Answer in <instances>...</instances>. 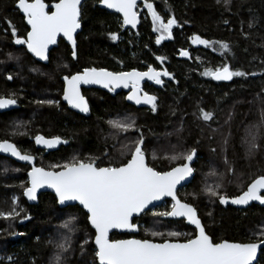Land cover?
<instances>
[{
  "label": "trees",
  "instance_id": "1",
  "mask_svg": "<svg viewBox=\"0 0 264 264\" xmlns=\"http://www.w3.org/2000/svg\"><path fill=\"white\" fill-rule=\"evenodd\" d=\"M44 1L47 4L56 2ZM150 2L162 16L174 14L182 24V27L173 29L172 39L164 40L160 45L155 43L157 34L152 31L150 16L142 14L138 32H133L122 27L119 15L101 9L98 0H85L81 17L83 30L77 36V59H72L70 47L61 40L59 47L52 52L49 64L44 65L11 42V36L5 33L8 28L6 21H11L19 33H24L28 27L16 8V0H0V61H3L0 63V94L16 93L19 105L17 110L0 114V138L5 133V125L13 128L17 124L23 125L20 128L28 131L25 132L30 134L31 140L26 139L22 144L18 137L13 136L12 139L29 149L40 167L49 168L73 157L93 158L98 163H107L110 158L111 162L119 163L127 158L128 146L136 133L118 132L107 121L130 114L144 132L148 162L158 169L180 162L166 158L174 152L197 149L199 159L193 165L195 177L187 187L179 190V195L196 204L206 231L214 241L254 239L252 233L264 224V208L257 205L247 209L225 208L201 190L205 184L216 182V177L209 175L213 168L218 173L226 171L225 152L222 151L225 139L226 155L233 163L236 175H225L222 191L238 195L246 190L251 179L264 173V139L259 141L260 150L251 158H246L247 145L242 142L247 128L261 120V111L264 110V0H232L230 11L225 10L222 3L217 4L216 0ZM113 32L119 36L115 41L109 35ZM194 33L206 39L228 42L234 56L226 58L218 51L192 45L189 37ZM182 48L190 51L192 59L179 55ZM9 53L12 54L11 59ZM157 56L166 59L161 62ZM226 59L232 68L255 72L256 75L234 77L228 84L216 83L211 77L201 75L205 66H219ZM63 64L68 68H57ZM149 65L165 68L174 77L169 79L164 90L157 92L155 113L150 109L130 107L123 98H114L96 89L84 91L91 104L90 117L70 111L61 101V77L64 74L84 67L119 72L146 70ZM9 73L13 75L11 81L6 79ZM41 99H58L61 102L59 107L36 103ZM198 108L213 111L215 122L200 119ZM35 134L61 136L68 143L60 144L54 152L45 153L35 145L32 138ZM105 151L108 157L104 156ZM15 168L21 171H13ZM28 170L27 165L0 156V208L7 210L15 194L20 196L21 204L31 217L23 222L0 219V257H13L12 264H32L33 260L35 264H53L55 242L61 234H67L61 225L66 219L75 217L73 226L76 230L71 234V249L64 254L63 264H95L94 231L85 212L78 206L59 208L55 196L50 193L41 194L38 205H29L19 187L22 181L27 180ZM193 193L200 195L193 199ZM170 205L171 202L167 201L159 206V210ZM158 219L148 215L140 220V232L136 237L159 242L164 238L183 241L195 235V229L186 222L154 223ZM152 231L165 234L179 231L186 235L153 237ZM13 232L17 235H12ZM130 237L114 234L112 238ZM86 238L89 243L84 245L82 254L81 244ZM0 264H8V261L0 260Z\"/></svg>",
  "mask_w": 264,
  "mask_h": 264
},
{
  "label": "snow or ice",
  "instance_id": "2",
  "mask_svg": "<svg viewBox=\"0 0 264 264\" xmlns=\"http://www.w3.org/2000/svg\"><path fill=\"white\" fill-rule=\"evenodd\" d=\"M99 4L108 9L115 10L122 17L121 25L136 28L140 16L141 5L137 0H98ZM217 4H223L225 10L230 11L232 0H216ZM16 7L22 11L29 30L19 33L18 29L6 21L8 28L5 33L11 36V42L20 46V50L26 51L39 61H49L58 37H63L71 45V57L77 59V30L81 28L82 0H56L51 6L44 0H16ZM142 8L146 9L145 16L151 17L152 31L156 33L155 43L160 45L164 40L173 38V29L182 27V24L173 15L162 16L150 0H142ZM184 23H188L184 21ZM228 23L227 20L224 21ZM252 27V23H249ZM110 38L115 41L118 34L109 33ZM247 38V34H245ZM192 45L210 48L219 52L221 56H234L230 44L221 40H210L198 33L189 37ZM179 55L186 59H192L190 51L186 48L179 50ZM9 59L12 54H8ZM18 60L19 57L17 56ZM158 61L163 62L164 56H157ZM197 60L200 57H196ZM3 63V61H0ZM264 63V61H262ZM68 68L67 64L57 65V68ZM36 71L37 69H32ZM201 75L211 77L215 81H232L234 77L255 76V72H247L234 69L230 63H221L219 66L204 67ZM163 77L174 79L165 68L148 66L146 71L132 69L130 71H109L106 68L84 67L74 73L69 72L61 77L63 88L61 98L71 108L78 109L81 113H89L88 100L81 91L82 85H100L108 91L113 92L119 88L130 89L126 99L135 105H149L150 111L156 112L158 108V97L149 94L142 88L145 80L154 81L155 84L163 86ZM6 79L11 81L12 74H7ZM58 99H41L38 104H47L59 107ZM17 105L16 93L9 92L0 94V109H6ZM199 118L204 122L214 121V112L198 108ZM107 123L118 132L136 133L131 139L126 154V159L119 163L97 162L93 158H75L51 165L49 168L37 167L35 155L29 149L13 142L8 138L0 139V153L10 154L11 157L31 165L27 171V180L19 185L23 197L28 201L37 199V191L41 188L54 190L57 202L64 207H73L71 202H78L83 210L90 227L94 229L95 264H261L264 260V224L252 233L253 238L247 241L237 242L227 239L214 241L206 231L205 225L198 213L195 203L182 199L179 188L184 182H191L196 171L193 166L194 160H198L197 149L190 148L174 152L166 157L170 161H180L166 169H158L148 162L145 136L141 127L137 125L136 119L130 114L123 118L109 119ZM23 125L17 124L19 129ZM210 126V125H209ZM215 131V129H213ZM27 135V133L13 132L12 135ZM34 143L44 149H52L68 141L61 136L46 137L35 134ZM264 139V110L261 111V120L250 125L246 130V136L242 142L247 145L246 158L253 157L260 150L259 141ZM225 152L224 163L226 171L218 173L213 168L209 175L216 177L212 185L205 184L201 190L214 202L221 205L229 203L233 205H248L250 202L258 201L264 204V173L251 179L238 195H228L224 188L225 175H236V169L226 155L227 139L224 141ZM215 151V149H212ZM108 157V152H104ZM155 157V154H153ZM7 171V169H5ZM13 171L19 172L20 168ZM179 186V187H178ZM200 193H193L195 199ZM165 197L171 198V205L159 210L157 201ZM151 215L159 218L154 223L167 221L187 222L195 226V235L183 241L164 238L159 242L152 239H114L115 231L135 233L141 225L139 221ZM210 215V214H209ZM30 215L20 202V196L13 194L11 204L7 210L0 208V219L20 222L30 219ZM75 217L66 219L61 227L67 230V234H61L55 242V253L53 264H63L64 254L71 249V234L76 230ZM12 235H17L13 232ZM23 235V233H19ZM186 235L179 231H152L153 237H180ZM52 241H50L51 243ZM86 238L81 244V252L85 251L84 245L88 244ZM12 264L13 257H0ZM32 264H35L33 260Z\"/></svg>",
  "mask_w": 264,
  "mask_h": 264
},
{
  "label": "water",
  "instance_id": "3",
  "mask_svg": "<svg viewBox=\"0 0 264 264\" xmlns=\"http://www.w3.org/2000/svg\"><path fill=\"white\" fill-rule=\"evenodd\" d=\"M141 1H142V0H137L138 5L141 3ZM44 2H45V1H44ZM84 2H85V0H82V6H83ZM45 3H46V2H45ZM46 4H47V3H46ZM48 5L51 6V4H48ZM99 7H100L101 9H103V10H106V11H108V12H110V13H113V14L119 15V16L121 17V15H120L119 13H116L115 10H113V9H108V8H106L105 6L101 5V4H99ZM16 8H17V7H16ZM17 10H18V9H17ZM18 11L20 12V14L22 15V17L24 18L26 26L28 27V29H30V26L27 25V23H26V19H25V17H24V14L22 13V11H20V10H18ZM121 19H122V17H121ZM140 24H141V16H140V19H139V22H138L136 28H132L131 26H124V28H125V29H130V30L133 31V32H138V29H139V27H140ZM82 30H83V25H82V23H81V28L77 30L76 40H77V36L82 32ZM60 40H63V41H64V42L70 47V49H71V45H70L69 42H68L66 39H64L63 37H58L57 45H54V46H51V47L54 48V49L58 48V47H59V42H60ZM28 54H29V53H28ZM29 55L31 56V54H29ZM31 57H32V56H31ZM32 58L35 59L37 62L42 63V64H44V65H47V64H49V62H50V60L45 62V61H39L37 58H34V57H32ZM109 71H110V70H109ZM138 71H139V70H138ZM167 71H168V70H167ZM168 72H169V71H168ZM169 73H170V72H169ZM163 79H168V77H163ZM233 79H234V78H233ZM61 81H62V80H61ZM213 81L216 82V83L228 84V83H231L233 80H232V81H215V80H213ZM143 82L155 83L154 81H148V80H145V81H143ZM143 82H142V85H143ZM156 85H157V84H156ZM163 85H164V84H163ZM158 86H159V87H163V86H161V85H158ZM92 89L101 90V91H106V92H109V93L112 94V95H116L117 93L121 92L122 90H124L125 92H128V91H129V89L119 88V89H116V90L113 91V92H110V91H108V89H105V88H103V87L100 86V85H82V86H81V91H82L83 95H84V90H92ZM85 97H86V96H85ZM86 99L88 100L87 97H86ZM127 102H128L129 104H131V105H134V106L137 107V108H141V109H142V108L150 109V106H149V105H143V104H141V105H135L134 102H132V101H128V100H127ZM62 103H63L64 105H66L67 108H68L70 111H72V112H74V113H76V114H78V115H81V116H83V117H86V118H87V117H90L91 114H92L90 104H89L90 112L86 114V113H81L78 109L71 108V106H69V105L67 104V102H65V101H63V100H62ZM88 103H89V101H88ZM17 109H19V105H18V104L15 105V106H12V107L6 108V109H0V114L5 113V112H10V111H13V110H17ZM58 147H59V145H58L57 147H55V148H52V149H44L42 146H38V148H40V149H42V150H45L46 153L54 152V151H56V150L58 149ZM0 156L5 157V158H8V159H11V160H13V161H16L17 163H20V164H22V165H27V166H29V167L31 168V165H28L26 162H22V161H19L18 159L14 158V157H11L10 154H2V153H0ZM195 161H196V160H194L193 165H194ZM35 165L37 166V159H35ZM37 167H40V166H37ZM193 176L195 177V172H194ZM190 179H191V182H192L193 178H190ZM191 182H190V183H191ZM190 183H189V182H184V186H183L182 188H179V190H180V189H183V188H185V187H187ZM178 187H179V186H178ZM46 193H50V194H52V195L55 196L54 190L49 189V188H41V189H38V191H37V199H36V200H34V201H28L26 197H24V199H25V201H26L29 205H31V206L38 205V204H39V197H40V195H41V194H46ZM55 198H56V196H55ZM56 200H57V198H56ZM165 201H170V202H171V198H170V197H165V198H163V200H161V201H157L156 203H157V205L161 206ZM71 203H72L74 206H78L80 209H82V206H79V205H78V202H71ZM57 204H58V207L61 208V209H65V208H67V207H64V206L60 205L58 202H57ZM253 205H257V206H259V207L264 208V204H260L258 201L250 202L248 205H233V204L229 203V204L225 205V208H227V207H233V208H236V209H247L248 207H251V206H253ZM82 210H83V209H82ZM83 211L86 212V210H83ZM185 222H186V221H185ZM186 224H187L188 226H190V227H192V228L195 229V226H194V225H190V224H188L187 222H186ZM89 226H90V225H89ZM90 228H91V227H90ZM91 229H92V228H91ZM92 230L94 231V229H92ZM139 232H140V229H139L137 232H135V233H126V232L115 231V232L112 234V237H113L114 234H123V235H130V236H132V237L137 238L136 235H138ZM132 237H130V238H132ZM125 239H127V238H125ZM93 244H94V243H93Z\"/></svg>",
  "mask_w": 264,
  "mask_h": 264
},
{
  "label": "flooded vegetation",
  "instance_id": "4",
  "mask_svg": "<svg viewBox=\"0 0 264 264\" xmlns=\"http://www.w3.org/2000/svg\"><path fill=\"white\" fill-rule=\"evenodd\" d=\"M142 2V1H141ZM141 4V3H140ZM139 4V5H140ZM24 19V18H23ZM24 22H25V20H24ZM29 30V29H28ZM61 41V40H60ZM60 43V42H59ZM136 70H138V69H136ZM147 70V69H146ZM146 70H139V71H146ZM168 81H169V78L168 79H164V85H163V87H159L158 85H156L155 83H150V82H143V85H142V88L144 89V91H146V92H148L149 94H154V95H156L157 96V92L158 91H160V90H164L165 89V87L168 85ZM62 82V81H61ZM93 90V89H92ZM85 91V90H84ZM101 91V90H100ZM104 93H106V94H108L109 96H111V97H121V98H123L124 99V101L130 106V107H134V108H136V109H141V108H137V107H135L134 105H131V104H129L128 102H127V99H126V97H127V95L130 93V89H129V91L128 92H125L124 90H122L121 92H119V93H117L116 95H112V94H110L109 92H106V91H103ZM84 95H85V93H84ZM61 101H62V98H61ZM88 101H89V99H88ZM89 104H90V102H89ZM90 107H91V104H90ZM142 109H146V108H142ZM5 113H8V112H5ZM3 130L5 131V133L2 135V137L0 138V139H3V138H8V139H10V140H12L13 142H15L12 138H13V136H16V137H18V139L20 140V142L22 143V144H24V141L27 139V140H31V138H30V134L29 133H27V135H19V134H17V135H12V133L15 131V132H20V131H23V132H25L26 130L24 129V130H21V129H17V128H13V127H11V126H4V128H3ZM26 132H28V131H26ZM25 132V133H26ZM16 143V142H15ZM20 143V144H21ZM38 147V146H37ZM45 153H46V151L45 150H43ZM38 166V165H37ZM29 167V166H28ZM29 170H30V167H29ZM26 174H27V172H26Z\"/></svg>",
  "mask_w": 264,
  "mask_h": 264
},
{
  "label": "rangeland",
  "instance_id": "5",
  "mask_svg": "<svg viewBox=\"0 0 264 264\" xmlns=\"http://www.w3.org/2000/svg\"><path fill=\"white\" fill-rule=\"evenodd\" d=\"M140 5H141V15L143 14V16H144L147 10L142 8V4H140ZM142 12H143V13H142ZM14 127H15V126H14ZM20 129H22V128H20ZM22 130H23V129H22ZM165 202H167V201H165ZM165 202H164V203H165ZM164 203H163V204H164Z\"/></svg>",
  "mask_w": 264,
  "mask_h": 264
}]
</instances>
